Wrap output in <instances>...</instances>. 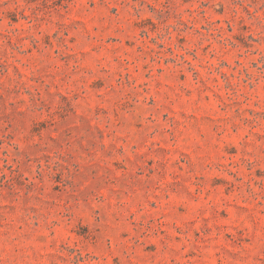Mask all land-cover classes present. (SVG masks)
Instances as JSON below:
<instances>
[{
  "label": "rangeland",
  "instance_id": "rangeland-1",
  "mask_svg": "<svg viewBox=\"0 0 264 264\" xmlns=\"http://www.w3.org/2000/svg\"><path fill=\"white\" fill-rule=\"evenodd\" d=\"M0 264H264V0H0Z\"/></svg>",
  "mask_w": 264,
  "mask_h": 264
}]
</instances>
